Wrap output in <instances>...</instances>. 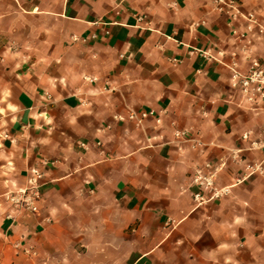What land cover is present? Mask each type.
Segmentation results:
<instances>
[{
    "label": "crops",
    "instance_id": "obj_1",
    "mask_svg": "<svg viewBox=\"0 0 264 264\" xmlns=\"http://www.w3.org/2000/svg\"><path fill=\"white\" fill-rule=\"evenodd\" d=\"M250 25L212 0H0V264H264V100L229 69L264 62ZM206 164L228 194L197 206ZM34 169L30 213L8 198Z\"/></svg>",
    "mask_w": 264,
    "mask_h": 264
},
{
    "label": "built area",
    "instance_id": "obj_2",
    "mask_svg": "<svg viewBox=\"0 0 264 264\" xmlns=\"http://www.w3.org/2000/svg\"><path fill=\"white\" fill-rule=\"evenodd\" d=\"M219 13L229 15V22H235L239 18L245 19L251 25L247 27V33L250 31L251 26L258 28L259 32H264V27L260 26L252 14L243 17L238 11V4L235 0H212ZM236 35V30L232 31ZM240 38L246 36L239 34ZM232 72L231 87L237 92L241 93L250 102L264 100V62L252 60L249 63L247 70L244 73H239L237 63L235 60L229 65ZM144 116V115H143ZM132 118V116L130 117ZM246 136L243 137L245 139ZM216 168H211L206 164L203 168L198 169L192 175L191 183L197 188L193 195V201L197 206L205 205L212 200H217L228 194V188H217L215 185ZM42 175L37 170H32L29 177L27 186L24 189L8 198V200L17 208L24 209L30 213L37 212L36 203L38 202L39 185Z\"/></svg>",
    "mask_w": 264,
    "mask_h": 264
}]
</instances>
